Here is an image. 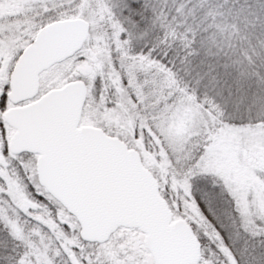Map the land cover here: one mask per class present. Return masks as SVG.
Here are the masks:
<instances>
[{
  "label": "snow or ice",
  "instance_id": "obj_1",
  "mask_svg": "<svg viewBox=\"0 0 264 264\" xmlns=\"http://www.w3.org/2000/svg\"><path fill=\"white\" fill-rule=\"evenodd\" d=\"M0 264H264V0H0Z\"/></svg>",
  "mask_w": 264,
  "mask_h": 264
},
{
  "label": "rangeland",
  "instance_id": "obj_2",
  "mask_svg": "<svg viewBox=\"0 0 264 264\" xmlns=\"http://www.w3.org/2000/svg\"><path fill=\"white\" fill-rule=\"evenodd\" d=\"M219 206H220V204L217 203V202H213V203L211 204V207H212L214 210H216Z\"/></svg>",
  "mask_w": 264,
  "mask_h": 264
},
{
  "label": "trees",
  "instance_id": "obj_3",
  "mask_svg": "<svg viewBox=\"0 0 264 264\" xmlns=\"http://www.w3.org/2000/svg\"><path fill=\"white\" fill-rule=\"evenodd\" d=\"M201 203H204V201L202 200ZM209 206H211V205L204 203V208H208ZM209 215H210V213H209Z\"/></svg>",
  "mask_w": 264,
  "mask_h": 264
}]
</instances>
